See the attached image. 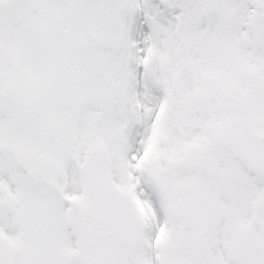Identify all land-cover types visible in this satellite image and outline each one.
<instances>
[{"label": "snow or ice", "instance_id": "1", "mask_svg": "<svg viewBox=\"0 0 264 264\" xmlns=\"http://www.w3.org/2000/svg\"><path fill=\"white\" fill-rule=\"evenodd\" d=\"M0 264H264V0H0Z\"/></svg>", "mask_w": 264, "mask_h": 264}]
</instances>
